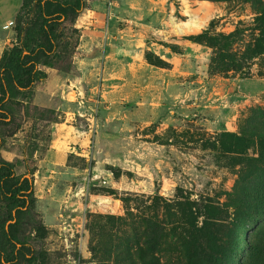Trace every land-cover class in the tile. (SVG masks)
<instances>
[{
  "label": "rangeland",
  "instance_id": "374dc122",
  "mask_svg": "<svg viewBox=\"0 0 264 264\" xmlns=\"http://www.w3.org/2000/svg\"><path fill=\"white\" fill-rule=\"evenodd\" d=\"M155 1L166 8L163 33L137 19L120 23L141 32L129 39L138 64L174 68L169 103L153 101L166 86H153L161 76L147 71L125 88L129 100L120 106L72 109L76 120L67 125L89 132L85 119L97 120L90 157L77 150L49 164L42 159L50 132L66 119L59 100L37 102L38 84L27 115L11 107L20 131L1 132L2 155L19 162V175L37 169L35 218L45 230L39 264H264V0ZM21 5L0 0V44L13 32L3 24ZM154 102L162 106L151 108ZM75 134L78 143L84 135ZM33 144L36 160L28 155ZM87 170L107 185L88 184Z\"/></svg>",
  "mask_w": 264,
  "mask_h": 264
},
{
  "label": "trees",
  "instance_id": "16d2710c",
  "mask_svg": "<svg viewBox=\"0 0 264 264\" xmlns=\"http://www.w3.org/2000/svg\"><path fill=\"white\" fill-rule=\"evenodd\" d=\"M86 8L87 0H22L13 20L15 43L0 58V264H39L45 234L41 221L35 218L39 216L33 179L37 169L18 174L19 162L8 161L2 155V133L5 138L18 134L16 110L11 107L21 112L25 109L27 115L33 91L48 79V69L65 74L73 71L80 37L75 25ZM55 115L53 110L51 117ZM52 123L56 124V120ZM51 134L52 131L49 143ZM31 149L28 155L32 158L38 146L33 144ZM188 251L190 255L194 253L192 249Z\"/></svg>",
  "mask_w": 264,
  "mask_h": 264
},
{
  "label": "crops",
  "instance_id": "0c3cea01",
  "mask_svg": "<svg viewBox=\"0 0 264 264\" xmlns=\"http://www.w3.org/2000/svg\"><path fill=\"white\" fill-rule=\"evenodd\" d=\"M158 4L155 0H87V8L77 21V28L81 31L82 37L78 52L73 59L74 69L70 74L47 71L48 79L40 84L41 87L35 89L41 91L37 102H39L38 99L45 101L58 99L61 107L57 109V112L62 111L65 115L75 114L72 109H78L77 113H81V109L90 105L97 106V104H110L105 109L111 110L115 105L118 107L121 103L129 100L124 95L125 93L122 95L125 88L134 85L139 78H146L147 71H149L148 73L153 71V74L161 76L160 80H153V86H166V93L161 92L162 97H154L153 101L157 99L156 101L164 100L165 103H169L168 100L172 99L173 94L169 93L168 87L173 83L174 68L173 70L159 71L157 69L158 71H154V68H147L142 61L138 64L137 61L141 60V56L136 49H132L134 40L129 39H134L136 37L134 34L141 32L134 31L135 33H133L132 29L122 28L120 23L127 18L137 19L141 26L153 31V34L163 33L167 24V12L164 5L159 7ZM170 18L168 16V23ZM11 20L14 19L9 18L3 24L4 30ZM182 25L184 27L183 23ZM127 34L128 37H126ZM104 37H106L105 48L101 46ZM14 43L15 37L12 32V35L0 44V58L4 50L12 47ZM162 57L169 60L168 50ZM98 78L102 79V83L99 84L101 95H99L100 91L97 86ZM72 95L75 97L72 98ZM164 95L165 97H163ZM155 102L150 104L151 108L158 109L162 106ZM112 105L114 106L111 107ZM138 105L141 107L142 104ZM73 125L66 123L55 125L51 134V143L43 156L45 159H42L43 163L49 164L54 158H63L64 160L69 154L77 155V150L82 149L87 140H90L89 132L82 128L77 129ZM76 132L79 135H84L78 143L73 142V140L77 142L79 138L76 134L74 135ZM85 135H87V139ZM73 145L79 146V148ZM22 153L24 154L23 150ZM32 158L35 159L36 155ZM26 159H28V155Z\"/></svg>",
  "mask_w": 264,
  "mask_h": 264
},
{
  "label": "built area",
  "instance_id": "2783aa9c",
  "mask_svg": "<svg viewBox=\"0 0 264 264\" xmlns=\"http://www.w3.org/2000/svg\"><path fill=\"white\" fill-rule=\"evenodd\" d=\"M14 22L11 20L7 23V25L5 26L6 30H9L11 27H13ZM80 117H85L84 115H79ZM76 120V115L75 114H67L66 115V119L65 122L66 124H68L69 122H75ZM87 122V131H89V135H90V140H89V144L86 146V149H80L82 150L80 155L84 154L83 156L85 157H90V152H92V142L91 139H93V134L96 133L97 130V120L94 116H91L89 118L85 119ZM86 154V155H85ZM88 174V184H91L92 182H100L99 184H101V186H106L107 185V180L106 178H100L98 176H95L93 174H91L90 170Z\"/></svg>",
  "mask_w": 264,
  "mask_h": 264
},
{
  "label": "water",
  "instance_id": "95a60500",
  "mask_svg": "<svg viewBox=\"0 0 264 264\" xmlns=\"http://www.w3.org/2000/svg\"><path fill=\"white\" fill-rule=\"evenodd\" d=\"M23 113H24V110H23Z\"/></svg>",
  "mask_w": 264,
  "mask_h": 264
}]
</instances>
